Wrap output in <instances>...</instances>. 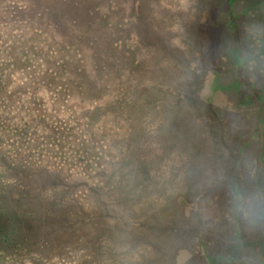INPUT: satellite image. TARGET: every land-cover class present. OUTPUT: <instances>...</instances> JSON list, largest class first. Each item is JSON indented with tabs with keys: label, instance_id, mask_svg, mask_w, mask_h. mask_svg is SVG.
I'll use <instances>...</instances> for the list:
<instances>
[{
	"label": "rangeland",
	"instance_id": "obj_1",
	"mask_svg": "<svg viewBox=\"0 0 264 264\" xmlns=\"http://www.w3.org/2000/svg\"><path fill=\"white\" fill-rule=\"evenodd\" d=\"M1 75L0 120L83 149L6 182L11 207L52 191L24 221L41 239L59 194L84 205L23 264H264V222L237 211L264 208V0H0Z\"/></svg>",
	"mask_w": 264,
	"mask_h": 264
},
{
	"label": "trees",
	"instance_id": "obj_2",
	"mask_svg": "<svg viewBox=\"0 0 264 264\" xmlns=\"http://www.w3.org/2000/svg\"><path fill=\"white\" fill-rule=\"evenodd\" d=\"M71 6L72 3L66 4L69 14L75 11L70 9ZM15 7L16 6H14V8ZM25 8L26 7L24 6V9ZM14 11H16V9ZM86 14L87 7H84L82 16H85ZM86 25L84 24V28L82 30H88L91 35L92 29ZM72 65L73 67L71 71L72 74H74L77 66H75L74 63ZM3 77L2 75L0 76V86L2 83H6ZM44 79H50L54 87L58 86L62 88L64 85L65 88H63V92L69 91L68 89H72V92H79L83 89V87L79 88L76 83H73V80L79 82L82 78ZM74 85H76V87ZM2 104L3 98L0 94V107ZM16 123L17 122L15 120H0V144H3V141H10L8 144L10 149L0 148V264L25 263L26 259H30L28 256H31L34 252L33 249L38 246V240H45L46 249L51 247L48 244L55 238H64V240H66L67 221L62 224V218H59L60 214H62L66 207L73 204H75L74 206L76 211L84 209V205L81 204L82 202L79 201L78 205H76L75 200L77 198L61 193L66 192V190L58 191L61 193L59 194L60 205L58 206L57 213L56 211L53 213L54 217L57 216L55 217L57 220L48 224L44 237L41 239L40 235L38 236L37 233H34V227L32 230L24 227L26 225L24 221H28L27 218L33 217V221L35 218L34 226L36 225L35 228L37 229L38 214H40V212H48L49 207L53 206L54 200L50 197L53 196L51 195V190L38 191L37 189L40 188V186H37L33 187L31 191L26 187L24 188L25 193L16 198L15 202L17 206L11 207L8 196L5 193H2V190L5 188L6 182L10 185L18 184L15 180L13 172L21 170L34 178L40 179L41 177L52 176L50 173L51 169L69 171L70 161L72 162V158L75 156H79V152H82L83 149L80 148V144L77 143L76 139H71V136L67 133L64 135L62 134L60 138L57 137V140L54 136H49L48 138L45 136L33 137V135L24 128H19ZM79 160L80 159L77 161ZM45 164L48 166L50 165L51 168H48L50 171L44 172V170H41L43 169L42 165ZM40 181L41 180H39V182ZM125 189L126 188L122 189L121 187V191H125ZM120 204L122 203L120 202ZM123 205L125 204L123 203ZM33 210L34 213L32 212ZM115 234L117 240H121L119 235H125L127 232L123 229V227H121ZM59 245L61 253L65 252L67 247L65 245L63 246L62 243Z\"/></svg>",
	"mask_w": 264,
	"mask_h": 264
},
{
	"label": "clouds",
	"instance_id": "obj_3",
	"mask_svg": "<svg viewBox=\"0 0 264 264\" xmlns=\"http://www.w3.org/2000/svg\"><path fill=\"white\" fill-rule=\"evenodd\" d=\"M237 211L253 223L264 222V208H261L256 201L249 202L247 205H238Z\"/></svg>",
	"mask_w": 264,
	"mask_h": 264
},
{
	"label": "flooded vegetation",
	"instance_id": "obj_4",
	"mask_svg": "<svg viewBox=\"0 0 264 264\" xmlns=\"http://www.w3.org/2000/svg\"><path fill=\"white\" fill-rule=\"evenodd\" d=\"M259 100H260V99H259ZM259 106H260V109H259V111H260V113H261V110L263 109L264 105H263V103H262V102H260V103H259Z\"/></svg>",
	"mask_w": 264,
	"mask_h": 264
}]
</instances>
